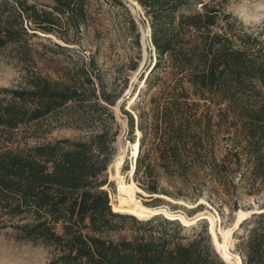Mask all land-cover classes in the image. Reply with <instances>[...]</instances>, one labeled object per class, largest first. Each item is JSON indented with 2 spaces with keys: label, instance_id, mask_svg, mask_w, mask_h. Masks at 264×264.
I'll list each match as a JSON object with an SVG mask.
<instances>
[{
  "label": "trees",
  "instance_id": "trees-1",
  "mask_svg": "<svg viewBox=\"0 0 264 264\" xmlns=\"http://www.w3.org/2000/svg\"><path fill=\"white\" fill-rule=\"evenodd\" d=\"M52 1L39 7L2 0L0 51L15 46L27 65L37 33L69 44V34L87 25V0ZM132 1L150 19L156 53L137 114L124 110L129 134L135 127L141 134L138 191L183 200L206 191L230 195L228 184L245 161L254 195L256 181L264 182V46L238 34L230 14L199 0ZM75 73L56 81L28 71L23 88L0 91V212L11 221L0 229L53 248L49 264H226L208 230L186 238L178 220L152 219L122 202L113 211L104 188L118 136L112 112L118 97L94 62ZM59 111L67 113L66 127L92 135L21 148L25 128ZM232 135L238 148L219 159V139ZM165 180L174 192L162 186ZM250 224L238 246L242 264H264V213L241 228ZM128 226L133 234L121 236Z\"/></svg>",
  "mask_w": 264,
  "mask_h": 264
},
{
  "label": "rangeland",
  "instance_id": "rangeland-1",
  "mask_svg": "<svg viewBox=\"0 0 264 264\" xmlns=\"http://www.w3.org/2000/svg\"><path fill=\"white\" fill-rule=\"evenodd\" d=\"M27 2L39 7L53 6L52 0ZM199 3L215 7L224 15L230 14L233 28L238 34L258 38L264 46V0H199ZM201 7L197 6V10H201ZM86 11L87 25L79 34H69V44L56 36L40 33L31 38L28 46L32 50L33 61L27 65L22 63L15 46L0 51V91L23 88L28 71L56 81H66L70 74L74 75L76 70L94 62L95 70L104 78L108 90L118 97L116 106L112 108L115 116L113 132H118V136L114 143L115 154L107 172L108 185L104 188L109 194L113 211L114 206L122 202L155 216L152 219L178 220L184 228L182 236L186 238L208 230L220 258L226 264H242L238 246L247 237L252 224L242 228L241 224L253 215L264 213V182L256 181V193L250 195V169L244 161L233 183L228 184L230 195L206 191L199 199L183 200L139 192L133 174L141 134L136 127L134 134H129L124 110L134 116L137 114V107L142 101L138 96L146 88L145 78L156 63L150 19L145 16L141 6L132 0H123L122 5L106 0H87ZM66 118L67 113L59 111L25 128L18 139L21 148L59 140L88 139L92 135L86 130L66 127ZM237 140L234 135L231 138L221 137L217 147L218 158H223L225 154L231 156L239 146ZM162 186L169 192L175 191L167 180L162 182ZM234 206L237 209L233 210ZM10 222L0 212V228ZM132 234L133 229L128 226L121 236L129 238ZM54 257L53 248L19 242L12 230L0 229V264H49Z\"/></svg>",
  "mask_w": 264,
  "mask_h": 264
},
{
  "label": "water",
  "instance_id": "water-1",
  "mask_svg": "<svg viewBox=\"0 0 264 264\" xmlns=\"http://www.w3.org/2000/svg\"><path fill=\"white\" fill-rule=\"evenodd\" d=\"M153 49H154V47H153ZM155 50V49H154ZM135 168H136V164H135Z\"/></svg>",
  "mask_w": 264,
  "mask_h": 264
}]
</instances>
